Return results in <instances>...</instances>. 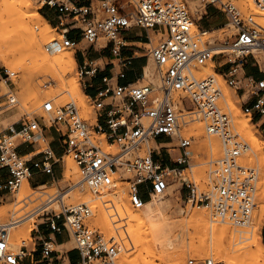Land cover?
<instances>
[{
	"label": "built area",
	"instance_id": "built-area-1",
	"mask_svg": "<svg viewBox=\"0 0 264 264\" xmlns=\"http://www.w3.org/2000/svg\"><path fill=\"white\" fill-rule=\"evenodd\" d=\"M198 1L206 8L204 16L208 7L226 16L235 32L231 39L204 41L193 31V23L199 25L203 17L196 20L186 0H41L42 7L56 14V28L63 38L62 42L49 43L48 52L75 49L85 41L101 52L109 50L112 64L122 69L116 77H103V87L96 96L89 97L96 122L93 130L102 139L91 136V125L76 103L59 107L53 100L42 106L49 125L44 116V125L38 118L25 116L1 130L0 167L8 170L9 178H0V188L15 193L37 175L55 181L57 167L64 174L60 165L67 155L79 173L73 189L97 196L109 192L115 198L126 193L133 208L143 210L149 200L165 196L191 165L193 139L182 133L186 107L188 116L199 115L207 133L219 136L224 146L209 190L194 182L184 183L187 203L212 208L222 221L247 227L256 206V170L239 163L245 143L232 131L230 108L221 104L225 93L220 79L201 72L207 64L214 63L216 75L236 90L243 100L244 112L256 120L264 134V28L255 21L254 14L241 10L238 0ZM252 1L258 10H264V0ZM134 27L162 35L160 43L149 50L158 68L159 87L144 84V78L128 84L120 81L126 76L124 68L132 62V58L123 55L124 33ZM73 31L80 41L71 37ZM102 39L106 40L104 45L99 44ZM149 40L152 45L153 39ZM248 62L261 77L247 74ZM99 70L97 61L87 60L80 65L79 74L82 79L94 78ZM3 73L6 81H12L15 75L6 68ZM17 103L12 92H0V118ZM47 128H55L59 133L61 156L55 154L44 136L43 130ZM175 139L178 145L173 159L168 146L171 141L167 140ZM23 146H32L33 150L22 154ZM163 150L170 164L156 159ZM54 197L60 211L46 213L45 208L37 209L38 215L43 212V222L37 224L31 251L25 243L14 248L7 227L0 226V264H23L30 257L31 264H67L54 239L55 234L63 232L75 243L73 249L79 253L76 264H118L121 245L87 223L92 216L91 207L87 203L68 205L58 198L60 194L48 201ZM40 228L49 234L45 235ZM204 263L224 264L213 258Z\"/></svg>",
	"mask_w": 264,
	"mask_h": 264
},
{
	"label": "rangeland",
	"instance_id": "rangeland-1",
	"mask_svg": "<svg viewBox=\"0 0 264 264\" xmlns=\"http://www.w3.org/2000/svg\"><path fill=\"white\" fill-rule=\"evenodd\" d=\"M1 1L0 0V20L1 18H6L8 17L7 12H3L1 9ZM33 5L35 8L38 9V11L45 17V14L49 16L50 20H54L56 18V14L52 13L49 9L42 7L41 0H32ZM188 7L190 9V12L192 13L193 17L195 18L197 15H200L201 18L204 17L203 23L206 22V26L204 29L208 30L209 32L207 34H201L198 30L193 31L195 33H198L202 36V39L204 41L206 40H216V39H226L230 38L231 36L235 33L229 28H226L224 30H221L225 28L228 25V20L226 16H223L221 13L215 12V13H209V16H204L206 13V8L201 2H197L196 0H186ZM251 2H253L251 0ZM253 7L249 6V0H238L237 5L241 8V10L244 13H252L255 15V21L261 25L264 28V10L261 11L257 10L256 6L254 3ZM247 7V8H246ZM263 17V18H262ZM46 18V17H45ZM47 19V18H46ZM51 23V21H50ZM53 31L50 33L51 36L54 38L50 39L47 44L44 43L43 49L46 53L50 54L46 50V46L49 43H52L54 41L62 42V36L60 35V29L56 28V25H53ZM54 39V40H53ZM152 39H153V44L152 45H139L147 50H150L153 46L157 45L160 43L162 39V35H159L158 37L154 35L152 32ZM106 42L105 39H102L99 44L104 45ZM79 49H85L89 52V54H95V51L93 50V47L89 45L87 42L83 41L82 44H80L77 48L71 49H63L61 52H56L53 55H59V54H65L67 52H73L76 56L77 60V52H79ZM145 53H148L144 51ZM150 57V63L147 69V72L149 74H154L155 72L158 74V68L153 62L154 60ZM25 63V66L27 67L25 70H22L20 68L14 67L17 63ZM11 66H6L4 63L0 62V72H2L3 78L2 82L0 84L1 87V94L5 93H13L17 100L18 103L16 104L15 108L12 110L8 111L7 113L3 114L2 117L0 118V131L4 128H7L10 126L12 123L19 121L25 116H29L31 118H38L41 120V122L44 123L43 119L41 118L44 116L46 119V123L49 125L50 123L48 122L49 118L43 111V104L47 100H53L57 106H63L65 104L74 102L76 105L79 107L81 110V113L84 118H86L90 125H91V136L95 138L96 140L101 139V135H97L95 131L93 130L94 126L96 125V122L94 120V115H93V109L90 103L89 98L87 97V94L85 91H83V82L84 80L79 74V69L80 65L77 61V66L74 69L73 73L71 75H68L66 78H64L65 83H70L73 79L77 81L80 84V87L82 88V91L84 93L83 96V101L79 102L77 99L73 98L71 93L69 91H64L63 86L59 82V78L55 73L45 71L39 66H36V64H33L32 61L27 59V55L19 56V58L13 57L11 59ZM8 69L9 72H14L15 75L12 77V81H6V76L4 75L3 71L4 69ZM152 70V71H151ZM202 75H214L220 79V82L222 84L224 93H225V98L224 100L221 101V104L223 107H228L230 108L231 111V116H232V131L235 134H238L239 138L245 142V143H251L250 137L245 134V132L241 131L239 126H238V121L240 120H247L248 118L250 119L251 125L255 129V135L261 138V141L263 142L264 146V134L260 130L259 125L257 124L256 120H253L251 116L247 115L243 108H242V102L239 98V96L236 93L235 89L229 88L226 83L216 75L215 72V66L211 68L209 64H207L201 72ZM144 84L147 85H152L155 86L152 80H147L145 79ZM156 87V86H155ZM230 96L235 105L240 106L241 110L243 111V114L237 115L232 107L228 106L226 104V99ZM83 103V104H82ZM188 117V116H186ZM197 117V116H194ZM188 119H192L188 118ZM202 125L204 126V131L206 135H208L206 131V124L203 121V119L200 117ZM194 122V121H193ZM192 123V122H191ZM190 127V126H189ZM189 127H184L182 133H184V136L187 137H192L193 143H192V160H191V165H194L198 162H203L202 166L199 168L200 172L197 174H193L191 171V167L189 166L188 169L184 172L182 178L178 180L174 186H172L169 189L168 196L165 198V201L168 200L169 206L165 210V215L171 219L172 222H174L177 226L179 225H187L190 226L192 225V221L190 220V216L192 213H201L203 211L208 212L209 220L214 222V226H218L220 223V220L218 217L215 216V211L212 208H204L203 206L198 207V206H192L191 204H188L186 201V195H187V188L186 185H184L185 182L190 183L194 182L197 184L200 188L203 190H209L210 185L212 182L215 180V176L213 172L217 170L220 167L219 161L223 158V155L219 157V161L211 162L212 158H209L208 154L204 151L199 153L198 158H196V154L198 153V141L197 138L194 134H192L189 130ZM215 137L223 149V142L222 139L219 136H213ZM171 141L172 140H167ZM41 145H43V142H39ZM170 153L173 156V159H175V155L177 152L174 150L176 149L175 147L178 145L177 139L174 140L170 144ZM103 146L108 148L105 143H103ZM155 146V145H153ZM252 146V145H251ZM252 153V152H251ZM253 159L247 160V155L242 154L241 158L239 159V163L242 164L243 166L253 168L256 170L257 174V191L255 195V209L253 211V216L251 220V224L254 221V215L255 213L260 211V207L262 206V200H260L259 193L264 189V168H262L260 161H259V156L256 154L252 153ZM72 161L73 159L70 156H64V160L62 161L60 167L62 168L63 172L65 173L66 167H67V162ZM213 165V166H212ZM78 172V171H77ZM76 172V177L70 178L69 180H66L64 177V174H57L56 175V180L54 181L51 177L45 178V182H41L40 184H31V190L29 191V197L26 199L27 202H22V213H24V216H28L29 214H34V221L32 223V231L30 236H23L20 239L23 240H18V244H16L12 238L10 237V243L13 245L14 248L18 249L17 247H21L23 243L28 246L29 251L34 249L35 246V241L34 237H36V232L37 230V224H41L43 222L42 214L43 212H40L38 215L37 209H46V213H50L52 211L59 212L60 211V204L56 201L49 202L48 199L49 197L59 195V199L63 197L62 195L67 194L70 190H75L72 188L73 184L78 180L77 175L79 173ZM193 174V175H192ZM75 181V182H74ZM45 185L44 187H41ZM23 186V185H22ZM40 187V188H38ZM22 188V187H21ZM261 188V189H260ZM38 190V191H37ZM37 191V192H36ZM47 192V193H46ZM81 192V191H79ZM79 192H73L71 193V197L68 196L65 199L66 204H82V203H87L92 209H93V216H90L87 220V223L99 230L106 238H110L111 231H105L104 229H101L98 225L97 218L99 213H95V207L96 204L98 203L97 195L90 194L88 192H83L87 196L85 199L81 198L78 196V200L75 199L74 195H77ZM20 190L15 192V193H7L5 196L0 198V211L1 210H10L13 209L12 211H8V214L5 218L0 217V225L2 222L4 223H12L14 220H16L17 215L20 213L15 214V208L19 207L20 204L17 202V198L19 197ZM65 193V194H64ZM52 194V195H51ZM74 194V195H73ZM44 196V197H42ZM47 196V197H46ZM120 202H123L131 211L138 213L140 210H136L133 208L131 205L128 195L126 193L120 195ZM56 200V199H55ZM81 202H80V201ZM49 202V203H48ZM57 203L58 207L54 206V204ZM16 204V205H15ZM18 204V205H17ZM39 204V206H38ZM15 205V206H14ZM41 205V206H40ZM104 205V204H103ZM17 206V207H16ZM21 207V206H20ZM36 207V208H34ZM39 207V208H38ZM104 207V208H103ZM33 208V209H32ZM107 208V206H101V209ZM54 209V210H53ZM106 210V209H105ZM109 210V209H108ZM12 212V213H11ZM27 213V214H25ZM12 216V217H11ZM174 216V217H173ZM11 217V218H10ZM6 221V222H5ZM9 221V222H8ZM29 219L25 220L24 223H28ZM225 224L230 227L234 231V236H233V241H232V247L229 252L224 253L222 251V246L220 245L221 242L218 238V235L212 234V232L209 234V237L207 241L204 244H201L200 242L202 241L201 238L198 235H193L187 239L185 243H182L181 241H176L174 240L173 236V246L169 249L166 248H157L155 246V243L153 241V238L149 232V230L145 227L142 226L139 222L133 223V229L137 231V236L134 238L130 239H122V235L124 232V228L121 230H118L119 233H116V240L119 242L121 245V252L118 256V264H121L122 261H126L127 264H176V260L178 257H183L185 259L186 264H190V261H194L193 264H205L204 261L208 258H213L216 261H221L224 264H228V260H238L239 264H264V259L257 263L256 261L252 260L249 256H246V253L249 251L251 248L249 246V243L251 241L250 238H244L240 239L238 238V230L242 228H247V227H237L230 222H225ZM42 231L43 228H40ZM263 230H264V212L262 215V227H261V233L263 236ZM180 231H176V234H178ZM119 234V236H118ZM251 235V234H249ZM28 237V238H27ZM26 238V239H25ZM26 241H25V240ZM262 241L264 243V239L262 237ZM75 247L74 241H71L70 244H67L62 247H56L59 250L62 251H68L70 249H73ZM264 250V249H263ZM262 250V256L264 257V251ZM234 260V261H235ZM237 262V261H235ZM23 264H31V257L28 260H25ZM68 264V262H67Z\"/></svg>",
	"mask_w": 264,
	"mask_h": 264
},
{
	"label": "bare ground",
	"instance_id": "bare-ground-1",
	"mask_svg": "<svg viewBox=\"0 0 264 264\" xmlns=\"http://www.w3.org/2000/svg\"><path fill=\"white\" fill-rule=\"evenodd\" d=\"M196 1L199 2L198 0ZM251 3L253 2L249 0V6H252L251 8H254L253 4ZM1 9L3 10V12L8 13V17L1 18L0 20V62L4 63V65L6 66H11V59L13 57L19 58V56H23L26 54L27 59L32 61L33 64H36V66L41 67L45 71L55 73L58 76V80L63 86L64 91H69L73 98L77 99L79 102H82L83 96H86L83 93L84 89L82 91L83 87L81 88L80 84L74 79L70 83L64 82V78H66L68 75H71L77 66L76 56L73 52L53 55L54 53L48 54L44 51V43L47 44L50 39L54 38L50 35V33L53 31V27L51 23L38 11V9L34 7L32 0H2ZM195 19L200 20L201 16L197 15ZM226 28L232 30L231 25H227L221 30H224ZM193 29L198 30L199 32L201 31L203 34H207L209 32L206 29H200L197 22L193 23ZM209 66L213 68L215 65L214 63L210 62ZM14 67L20 68L22 70H25L27 68L25 66V63L22 62L17 63ZM145 79L152 80L156 87H159L161 85L159 74H157L156 72L154 74H149L147 71H145L144 80ZM225 102L226 104H228V106L232 107L233 111L237 115L243 114V111L241 110L240 106L235 105L233 99L230 96H228ZM189 114L190 113H188V110L185 107L183 126H190L188 131L194 134L198 141L197 143L199 149L195 157L198 158L199 153L204 151L208 154L209 158H212L211 162L219 161V157L224 154V150L222 151L219 141L215 137H213L216 135H206L200 116L194 114L192 116H188ZM191 117L192 119H188ZM238 126L240 130L245 132V134H247L251 139L250 144L244 142L245 149L243 151V154L247 155V160H252L254 158L252 153L256 154L257 156H259V161L262 168H264V146L262 144L263 142L261 141L260 137L254 134L255 129L251 125L250 119L248 118L244 121L239 120ZM171 143H169L168 146H171ZM174 151L177 152L176 149ZM221 161L222 159L219 161V164H221ZM202 164L203 162L197 161L196 164L190 165L192 170L191 172L193 174L199 173V168L202 166ZM217 170L213 172L214 176ZM77 171L78 169L75 162H72L71 160L68 161L64 173V178L66 180H69L70 178L74 179L76 177ZM30 190V182L25 181L22 188L20 189V193L18 194L19 197L17 198V203L20 205L19 207L16 206L17 208H15L14 211L15 214L19 213L18 211H20V213L16 217L17 219L9 224L2 222V224L0 225L7 227L10 237L16 244H18L17 246H19L20 243H18V240L23 236H30L32 231L34 214L24 216V213H22L21 211L23 206L21 205V203L24 201L27 202L26 199L30 196ZM73 192L79 191L70 190L67 194L64 193L65 195H62L63 197H61L63 198V201H65L68 196L71 197V193ZM168 192L169 190L167 191L166 195L161 198H155L153 200L148 201L145 208L143 210H140L138 213L131 211L123 202H120V197L115 198V195L112 193L107 192L102 195H98L97 198L99 199L95 207V213L98 212L99 215L96 222L100 227H102L101 229H104L105 231H111L112 236L110 238H116V233H119L118 230L124 228V233L121 234V238L124 240L137 236V231L133 229L134 227L132 224L135 222H139L140 224H142V226H145L149 230L155 243V246L157 248L164 247L166 249H169L173 246L174 240L185 243L187 239L193 235H198L202 240L200 243L204 244L207 241L209 234L212 232V234L214 233L218 235V238L221 242L220 245L222 246V251L224 253L230 251L232 247L234 231L225 224V222L227 221L220 220L219 225L214 226V222L209 220L208 212L203 211L201 213L195 212L191 214L190 220L192 221V225L187 226L182 224L177 226L174 222L171 221L170 218L165 215V210L169 206L168 200L165 201V198L168 196ZM78 196L85 199L87 195L83 192H79L77 193V195H74L75 199H77ZM258 196H260L259 198L260 200H262V206L260 207V211L258 213H255L254 221L252 222V224L250 222L247 225L249 227L242 228L237 231L239 234L238 238L240 239L251 237V241L249 243V246L251 248L246 253V256H249L252 260L256 261L257 263L264 259V257L262 256L264 243L262 241L263 236L261 233L262 215L264 212V189L259 193ZM55 198L56 197L52 198L51 200H49V202L51 203L55 201ZM103 204L107 206V208H105L106 210L103 209L104 207L101 209V206H104ZM54 206L58 207L57 203H55ZM12 210L13 209L1 210L0 217L5 218L8 214V211ZM27 219H29V222L24 223ZM176 231L180 232L176 234ZM173 236L174 240L172 239ZM185 259L183 257H178L176 260V264H186ZM234 260H228L227 262L228 264H239L238 260H235L237 262H235ZM121 264H127V262L123 260Z\"/></svg>",
	"mask_w": 264,
	"mask_h": 264
},
{
	"label": "crops",
	"instance_id": "crops-1",
	"mask_svg": "<svg viewBox=\"0 0 264 264\" xmlns=\"http://www.w3.org/2000/svg\"><path fill=\"white\" fill-rule=\"evenodd\" d=\"M84 2H88V0H84ZM52 12V11H51ZM218 12L215 8L213 7H208L207 8V16H209V13H215ZM54 13V12H52ZM219 13V12H218ZM224 16V15H223ZM45 17L47 20L53 24V25H58V20L57 17L54 18V20H50L49 16L45 14ZM204 18V17H203ZM201 19L199 22V25L204 29L206 26V22L203 23L204 19ZM199 20V19H196ZM71 37L76 39L77 41H80V37L78 34L73 31L71 32ZM149 38L152 39V31H147L145 29L139 28V27H134L129 29L124 33V49H123V55L125 58H132V62L129 66L124 68V72L126 74L124 79H121V83L123 84H128V83H134L138 80H142L144 77V72L147 71V67L149 66L150 62V55H149V50L146 48L139 46V45H150V40ZM83 41L79 43L82 44ZM95 51V54H89V52L85 49H79L77 52V61L79 65H82L84 61H97V63L100 64V70L97 73V75L92 78V77H87L84 78L83 82V89L86 92L88 97H94L96 96L98 90L103 87V77H112L118 74L121 67H119L117 64L113 65L112 64V58H111V53L109 50L105 52H101L96 48H93ZM144 51L148 52L145 53ZM246 72L249 76H254V77H261V74L258 72V70L253 67V65L248 62ZM3 78L2 72H0V84L1 80ZM0 92H1V87H0ZM42 125H44L43 122H41ZM4 130V129H2ZM44 136L49 140L52 149L54 150L55 154L57 156H61L63 154V151L61 149L59 139L60 135L57 132L55 128H47L43 130ZM33 150L32 146H23L21 148V153L22 154H27ZM156 159L159 161H164L166 164H170V159L168 157V154L166 151H159L158 154L156 155ZM59 167L56 168V173L60 174L59 172ZM49 176L45 175H37L35 176L30 184H40L41 182H45V178H48ZM0 178L2 181H6L9 178V173L7 169H3L0 167ZM45 186V185H43ZM8 192L4 191L3 189L0 188V198L5 196ZM150 201V200H149ZM45 235H48L49 232L44 229L43 230ZM54 239L57 243L56 247H62L67 244H70L71 241L69 239V235L65 232L60 233V234H55ZM263 239H264V230H263ZM57 250L60 252V256L64 258L66 261H68L70 264H76L79 261V253L77 250L70 249L68 251H62L57 248ZM36 257H39V254H36Z\"/></svg>",
	"mask_w": 264,
	"mask_h": 264
}]
</instances>
